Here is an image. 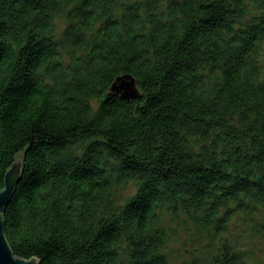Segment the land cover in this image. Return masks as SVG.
<instances>
[{"label":"trees","instance_id":"16d2710c","mask_svg":"<svg viewBox=\"0 0 264 264\" xmlns=\"http://www.w3.org/2000/svg\"><path fill=\"white\" fill-rule=\"evenodd\" d=\"M19 158L17 257L264 264V0H0V189Z\"/></svg>","mask_w":264,"mask_h":264},{"label":"water","instance_id":"95a60500","mask_svg":"<svg viewBox=\"0 0 264 264\" xmlns=\"http://www.w3.org/2000/svg\"><path fill=\"white\" fill-rule=\"evenodd\" d=\"M111 91L127 101L139 97L136 80L129 75L119 77L113 83ZM23 165L22 158L16 160L5 176L4 189H0V264H40L37 258L27 260L17 257L6 236L5 213L22 180Z\"/></svg>","mask_w":264,"mask_h":264},{"label":"rangeland","instance_id":"374dc122","mask_svg":"<svg viewBox=\"0 0 264 264\" xmlns=\"http://www.w3.org/2000/svg\"><path fill=\"white\" fill-rule=\"evenodd\" d=\"M201 249H202L201 243H198L196 241H191L184 236H183V240L181 242H172V244H171V250L173 252L179 254L178 257L173 259L175 264H180L179 263L180 262L179 257L186 259V260H190L191 256L196 255L198 253V251Z\"/></svg>","mask_w":264,"mask_h":264}]
</instances>
